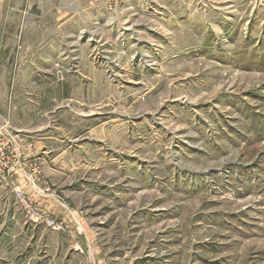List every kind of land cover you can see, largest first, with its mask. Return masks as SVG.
<instances>
[{
	"label": "rangeland",
	"instance_id": "1",
	"mask_svg": "<svg viewBox=\"0 0 264 264\" xmlns=\"http://www.w3.org/2000/svg\"><path fill=\"white\" fill-rule=\"evenodd\" d=\"M8 134L0 264H264V0H0Z\"/></svg>",
	"mask_w": 264,
	"mask_h": 264
},
{
	"label": "built area",
	"instance_id": "2",
	"mask_svg": "<svg viewBox=\"0 0 264 264\" xmlns=\"http://www.w3.org/2000/svg\"><path fill=\"white\" fill-rule=\"evenodd\" d=\"M14 143L15 141L12 135L8 134L4 136L3 139H1V136H0V150L1 151H6L7 153H9Z\"/></svg>",
	"mask_w": 264,
	"mask_h": 264
}]
</instances>
